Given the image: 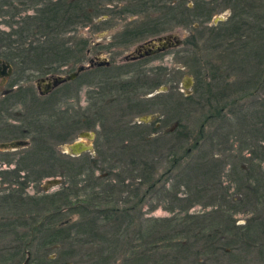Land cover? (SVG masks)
Here are the masks:
<instances>
[{"label": "rangeland", "instance_id": "rangeland-1", "mask_svg": "<svg viewBox=\"0 0 264 264\" xmlns=\"http://www.w3.org/2000/svg\"><path fill=\"white\" fill-rule=\"evenodd\" d=\"M126 2L113 5L114 9L109 4L105 5L101 9L104 15L92 17V24L85 27L78 24L65 35L71 51L82 49L70 62H46L44 65L29 66L25 71L20 66H14V78L0 91L9 88L13 79L21 90L18 99L22 101L8 107L13 116L3 115L1 118L0 144L26 141L28 146L0 151V197L12 190L14 194L22 193L23 197L51 195L63 186L77 183L78 189L85 188L79 191L78 196L83 199L93 191L102 193V190L111 188L116 193L119 209L134 207L135 210L129 213L134 215L136 228L139 224L144 227L152 225L153 221H163L167 227L173 218L209 214L222 204L216 201L212 207L206 200L189 204L186 201L189 195L184 196V186L178 187L180 168L185 163L194 165L200 154L209 153L210 156L214 154L213 159L224 163L218 177L220 187L228 190L233 198L241 200L232 220L237 226L246 225L245 222L255 214V206L253 208V204L244 199L248 195L246 189L252 186L246 181L244 172L240 173L241 181L232 179L228 163L230 157L237 155L244 162L243 168L253 164L264 179V141L259 143L252 138L256 137L255 131L264 127V52L261 55L259 52L264 44V0H181L177 10L185 12V8H192V12H185L186 17L183 18H179L177 13L175 18L171 13H165L164 5L152 7L141 15H121L123 9L135 8L134 5L129 7ZM12 7L13 10L3 8L7 13L0 16L1 30L7 29L5 21L10 19L11 12L20 10V14L13 18L15 22L33 13L32 7L21 6L19 1H12ZM234 15L237 19L232 20L230 17ZM234 22L243 26V36H238V42L222 39L234 30ZM128 31L133 33L128 34ZM168 35L176 36L179 46L167 47L163 52L139 62L125 61V57L139 45ZM103 59L109 63L108 67L98 68L96 65ZM91 60H95V66L86 68L75 80L59 87V99L47 100L38 96L36 79L50 73L67 78L77 68L88 66ZM255 73V82L243 83L253 78ZM231 85H239L242 91L227 96L222 103L219 101L225 121L218 120L212 116L216 111H211L214 108L212 105L216 104L212 101L208 103L210 93L211 99L215 100L213 96L216 93L219 95V91ZM231 99L234 104H225ZM142 118L149 120L141 123ZM139 124L144 126L137 128ZM128 128L135 131L130 137ZM144 129V132H139ZM121 130L124 131L122 135ZM85 131L91 134V140L80 136ZM214 133L218 134V139L213 141V147L208 144V139ZM36 137L53 149L57 161L78 162V166L82 163L83 174L62 176L59 174L60 163L55 160L54 167H31L30 161L27 166L28 169L39 170L41 175L54 173L52 177L41 178L40 174L29 176L27 170L17 172L20 159L26 156ZM145 137H150L151 142H143ZM198 139H202L198 142L201 146L193 149ZM76 144L80 145V149H86L73 154L69 148ZM185 152L190 154L185 155ZM181 156L188 157L181 166L177 163L169 175L165 174L172 166L171 160ZM132 157L140 159L138 163H146V174L139 176L136 172L129 175ZM116 158L121 161L116 162ZM93 160L96 167L86 164ZM91 169L94 172L92 175ZM15 174L22 186L15 183ZM148 176L151 177L149 180ZM28 177L30 181H26ZM199 182L198 179L193 180L190 186L192 193L200 188ZM151 183H154V188L148 192ZM92 185L93 191L87 187ZM174 196L183 198L182 208H178ZM70 201L77 203L78 199L73 196ZM260 205L256 204L259 210ZM221 206L222 210H229V207ZM68 208H64L57 224L64 221L73 224L80 219L79 214ZM184 208H189L187 213ZM8 214L0 209V219H5ZM261 222L264 224V219ZM262 228L250 233L253 238L250 242L255 240L251 248L242 233L240 240L245 244L237 246L231 258L224 255L219 258L211 255L187 256L182 264H201V259L204 264H264ZM14 235L0 233V264H23L28 255L25 251L30 255L27 264H91L87 262L88 249L78 248V245L38 249L40 241H35L24 250L22 245L17 244ZM19 247H22V253L17 252Z\"/></svg>", "mask_w": 264, "mask_h": 264}, {"label": "trees", "instance_id": "trees-1", "mask_svg": "<svg viewBox=\"0 0 264 264\" xmlns=\"http://www.w3.org/2000/svg\"><path fill=\"white\" fill-rule=\"evenodd\" d=\"M12 1H19L21 6L24 7H32L33 13L32 15L22 16L17 22L13 18L20 14V10L10 13V19L5 21L7 29H0V60L7 61L14 66H20V69L24 71L29 66L44 65L46 62H70L72 57L77 55V51L81 53L82 49L71 51L69 49L70 43L65 40V35L69 34L71 29L77 27L78 24H82L80 26L84 27L89 23L92 24V17L96 18L104 15L101 9H104L107 4L127 1L129 7L134 5V9H123L121 15L122 13L145 14L152 7L158 5L161 7L164 5L165 13H171L173 18L177 14L179 18H183L186 17L185 12H192V8L185 7V12L180 9L177 10L178 5L182 3L181 0L177 1V4H173L172 0H160L158 2L161 4L156 3L151 6L144 0H0V16L7 13L4 12L3 8L8 7L13 10ZM197 7L199 6L197 5ZM200 9L204 10L203 7H200ZM90 14L92 16L89 18ZM232 26H235V24H232ZM233 29L228 36H222V39H235L238 42V35L235 34L237 31L236 26ZM127 33L133 32L128 31ZM259 52L260 55L264 52V44L260 46ZM237 86L231 85V87L223 88L222 91H219V95H216L218 94L216 93L213 96L215 100L211 99L212 93H210L208 103L212 101L216 104L212 105L214 108L211 109V111L217 113H214L213 117L225 121V116L222 115L223 108L219 106V101L222 103L227 96L231 97L239 93L241 88H239V85ZM18 100V102L22 101L20 98ZM234 102L231 99L225 104L232 105ZM140 126L142 127L144 124H139L137 128H140ZM39 128L43 129V127ZM132 129H127V132H130L128 133L129 137L135 133ZM36 131L42 136L39 130ZM144 131L145 129L139 132ZM120 132L121 135L124 134V131L121 130ZM255 132L254 136L256 137L252 138H255L259 143L263 142L264 127ZM217 135V133H214L213 137L208 139L210 141L209 145L215 146L213 141L218 139ZM34 139V145L26 152V156L20 159L17 172L27 170L29 176L30 174H40L39 170L35 171L27 168L30 164L29 161L32 164L31 167L44 165L54 167L53 162L55 160L60 163V175H73L72 173H74L75 176H78L83 174L84 165L82 163L81 166H78V162L74 164L59 162L55 159L51 147L44 144L42 139L37 137ZM150 139V137H145L142 140L145 143H150ZM201 140L198 139L195 142L193 149H199L201 145H198V142ZM245 147L246 145L241 150ZM189 154V152L187 154L185 152V155ZM213 155L210 156L209 153L200 154L194 165L185 163L177 175L178 187L184 186V196L189 195L187 196L188 200H186L189 204L193 205L206 200L213 207L216 201L222 202L218 207H215L216 210L213 209L214 211L209 214L187 215L183 219L176 217L169 222L170 225L167 227L163 225V221H153L152 225L144 227L139 224V227L136 228L134 215L129 213V211L135 210L134 207L128 206L129 208L119 209L116 193L113 189L110 188L109 190H102V193H96L93 191V185L87 186L93 192L89 196L86 195L85 198L80 199L78 198L79 191L82 192L85 188L83 187V190L78 189L77 183H74L68 187H61L59 191L51 195L41 194V196L23 197L22 193L14 194L13 190L8 195H2L0 197V209L9 214L5 219H0V233L15 234L13 236L15 241L18 242V245H22L24 250L32 246L35 241H40L37 246L38 249L75 247L78 245V248L88 249L89 253H86V257L87 262H91V264H114L118 260H120V264H182L187 256L196 255L205 257L211 255L215 258L224 255L231 258L234 256L237 246L245 244L240 240L243 236L249 241L248 244L250 243V245L248 247L251 248L255 240L250 242V239H253L250 233H256L255 229L261 230V227L264 228V224L261 222L264 219V179L253 164L243 168L244 162H241L240 157L237 155L230 157L228 164H230L231 178L235 181H241L242 176L240 173H246V181L252 187L246 189L248 195L244 199L249 204L252 203L253 208L255 206V214L253 213L252 218L245 222L246 225L237 226L235 221L232 220V215L240 206L238 204L241 200L237 197L233 198L228 194V190L220 187L221 182H219L220 178L218 177L224 163L218 159H213ZM187 157L181 156L178 159H172V166L165 171V174L169 175L177 163L181 166ZM137 160L140 159L135 157L130 159L129 166L131 169L129 168V175L137 174L136 172H139V176L147 173L146 163H138ZM119 161L121 160L116 158V162ZM86 164L96 167L95 160ZM65 165H67V168ZM92 170L90 171L91 175L94 174ZM15 175L17 176V174ZM53 175L54 173L40 174L41 178H48ZM150 178V176L147 177L148 180ZM18 179L20 178L17 176L15 183L22 186L23 183H19ZM194 179L200 180L201 183L199 182L200 188L192 193L190 186ZM26 181H30L29 177ZM153 185L154 183L149 185L148 192L154 188ZM177 192L176 189V195ZM73 196H75V200L78 199L77 203H71L70 200ZM175 196L174 202L178 208H182L183 206H180L183 198L178 199ZM144 198L145 196L142 197V199ZM256 204H261L260 210ZM221 205L229 207V210H222ZM66 207H69L68 209L71 212L79 214L80 219L73 224L69 221L57 224V220L63 215V210ZM188 209L184 208L183 211L187 213ZM21 248H17V252L22 253ZM244 249L247 250V248ZM201 261V264L205 263L203 259Z\"/></svg>", "mask_w": 264, "mask_h": 264}, {"label": "flooded vegetation", "instance_id": "flooded-vegetation-1", "mask_svg": "<svg viewBox=\"0 0 264 264\" xmlns=\"http://www.w3.org/2000/svg\"><path fill=\"white\" fill-rule=\"evenodd\" d=\"M144 1H146L149 6L156 4V3L161 4L158 2L160 0H154L153 2H149L151 0H144ZM172 1H173V4H177V1H179V0H172ZM109 5H111L112 9H114L115 7L113 5L116 6L117 3L113 2ZM230 18L235 19L236 15H234L233 17H230ZM142 19H144V18H142ZM232 24H235V26L237 25V23H232ZM241 27H243V26L241 25V23H239V25H237L238 30L235 32V34L238 35L239 37L243 36V34L245 32V31H243V29H241ZM151 41L152 40H150L148 42H151ZM148 42H145L143 45H139L131 55H129L128 57H125V61H131V62L138 61L139 62V60H141L143 58H146L149 56H155L158 53H160V52H156L155 49L149 48ZM193 44H195V41L193 42ZM177 46H179V45H177ZM177 46H175V47H177ZM141 51H143V53L139 54ZM96 60H97V58H96ZM0 61H1V63H0L1 87L0 88H2L14 76V74L16 73V71H15L16 69H15L14 65H12L11 63H9L7 61H3V60H0ZM91 62H92V65L95 66L94 65L95 60H91ZM7 65L9 67H7ZM97 67L99 68V66H97ZM102 67L107 68L106 66H102ZM7 73H8V75H6ZM255 75H256V73L253 75V78L252 77L248 78V79H246V81H243V83L249 84V83H253V81L255 82V79H254ZM55 78H64V77L57 76V75H51V73H50V74L44 75L43 78L41 77V78L36 79L37 80V92H38L39 97L48 98L47 100L59 99L57 90L59 89L60 86L66 85L69 82H65L63 84H60V85L54 87L53 83H54ZM20 91L21 90L18 88L17 82L14 83L13 79L11 80V86L9 88H7L6 90L0 91V123L2 122L1 118L3 117V115H6V116L12 115L9 113L10 109H8V107L16 106L19 103L18 102L19 101L18 95H19ZM239 91L241 92L242 88ZM17 120H18V118H17ZM0 125H2V124H0ZM27 146H28V142H27Z\"/></svg>", "mask_w": 264, "mask_h": 264}, {"label": "water", "instance_id": "water-1", "mask_svg": "<svg viewBox=\"0 0 264 264\" xmlns=\"http://www.w3.org/2000/svg\"><path fill=\"white\" fill-rule=\"evenodd\" d=\"M148 45H149V48L155 49L156 52H162L167 47H173V46L179 45V40L174 35H168V36L159 37L155 40H152L151 42H148ZM0 63H1V61H0ZM108 65H109V63L105 59H103L102 62H99L97 64V66H99V67H102V66L108 67ZM91 66H93V65H92V62L90 61L88 66H86V67L81 66V67L77 68V70L75 72L71 73L70 75H68L67 78L66 77L65 78H55L53 86L56 87V86L63 84L65 82H70V81L75 80L81 72H83L86 68L91 67ZM7 67H9V66L7 65ZM6 75H8V73ZM148 120H149V118H142L140 121H141V123H147ZM80 136L88 138L90 140L92 139L91 134L88 132H83L80 134ZM26 146H27L26 141H13V142H9L8 144L7 143L0 144V151H9V150L13 151V150H16L18 148H23ZM83 149H86V148L80 149V145L76 144L73 147H70L69 151L73 152V154H76V153L82 152ZM29 256L30 255L28 253L27 259L23 264L28 263Z\"/></svg>", "mask_w": 264, "mask_h": 264}]
</instances>
